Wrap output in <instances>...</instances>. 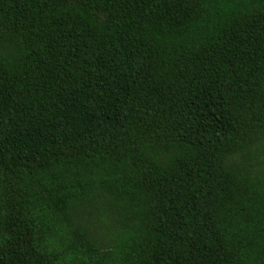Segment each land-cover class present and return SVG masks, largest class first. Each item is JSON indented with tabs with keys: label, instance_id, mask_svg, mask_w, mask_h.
Returning <instances> with one entry per match:
<instances>
[{
	"label": "trees",
	"instance_id": "trees-1",
	"mask_svg": "<svg viewBox=\"0 0 264 264\" xmlns=\"http://www.w3.org/2000/svg\"><path fill=\"white\" fill-rule=\"evenodd\" d=\"M0 264H264V0H0Z\"/></svg>",
	"mask_w": 264,
	"mask_h": 264
}]
</instances>
